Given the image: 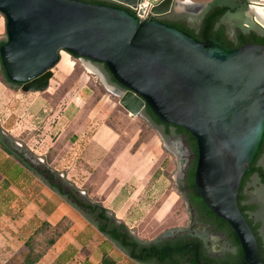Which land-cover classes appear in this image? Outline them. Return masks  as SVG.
<instances>
[{"label":"water","instance_id":"95a60500","mask_svg":"<svg viewBox=\"0 0 264 264\" xmlns=\"http://www.w3.org/2000/svg\"><path fill=\"white\" fill-rule=\"evenodd\" d=\"M173 2H153L147 15L168 13ZM0 13L6 20L0 61L8 80L24 91L45 90L66 52L92 71L103 65L118 87L99 73L102 81L131 115L148 107L163 124L187 130L198 148L200 198L236 234L242 264H264L237 201L264 143V43L230 48L201 41L142 17L144 11L86 0H0Z\"/></svg>","mask_w":264,"mask_h":264},{"label":"crops","instance_id":"0c3cea01","mask_svg":"<svg viewBox=\"0 0 264 264\" xmlns=\"http://www.w3.org/2000/svg\"><path fill=\"white\" fill-rule=\"evenodd\" d=\"M5 37L6 20L0 13V42ZM72 64V57L63 52L59 70L68 71ZM91 67L102 84L91 79L86 67L80 73L83 84L59 99L52 92L55 68L43 91H24L0 79V129L75 186L84 199L101 203L118 222L128 226L123 219L128 210L139 217L137 209H130L133 200L164 191L162 201L164 196L168 200L155 216L163 218L176 201L159 173L166 142L145 112L134 116L120 105L102 81L101 75L109 86L118 87L104 69ZM148 187L151 193L141 194ZM44 224L59 228L60 234L35 264H105L104 259L111 264H143L0 145V251L24 262L30 253L28 241Z\"/></svg>","mask_w":264,"mask_h":264},{"label":"flooded vegetation","instance_id":"af4514ba","mask_svg":"<svg viewBox=\"0 0 264 264\" xmlns=\"http://www.w3.org/2000/svg\"><path fill=\"white\" fill-rule=\"evenodd\" d=\"M252 1L239 0L235 6L236 9L246 7L244 17L246 21L243 18L241 24L245 33L257 35L249 43L257 42V40L263 42L264 26L256 20ZM102 4L127 9L133 14L138 12L136 8L112 0H104ZM208 5V3L203 5L187 4L184 10L177 11L173 3L168 13L156 16L150 14V17L178 29L181 26L185 30L182 31L191 32L200 37L203 28V17L206 14ZM236 13L229 12L220 15L214 26L215 35L212 39L230 48L241 46L238 31L239 22L234 16ZM95 65L104 69L103 65ZM177 128V126L170 125L169 132H166L163 126V129L158 131L164 141L169 144L172 153L176 157L179 168L177 188L180 190L182 204L187 207V223L184 226L165 232L156 241H153L158 245L169 246L170 254L163 263L150 260L148 264H242L243 250L232 228L226 221L224 223L222 218L211 214L199 201H196L194 205L190 199L191 194L186 187V181L193 169L196 170L198 148L196 140L191 139L187 130L181 131ZM263 159L264 149L243 177L237 201L244 218L256 237L259 257L264 263ZM131 234L134 235L132 232Z\"/></svg>","mask_w":264,"mask_h":264},{"label":"trees","instance_id":"16d2710c","mask_svg":"<svg viewBox=\"0 0 264 264\" xmlns=\"http://www.w3.org/2000/svg\"><path fill=\"white\" fill-rule=\"evenodd\" d=\"M95 4H102L104 0H86ZM239 0H212L208 4L206 14L203 17V28L200 37L195 36L191 32H186L194 36L198 40H205L207 38L212 39L215 35L214 26L217 21V18L225 13L237 12L234 14L237 19L239 26V37L241 46L249 43L251 39H254L255 35L246 34L245 30L241 27L242 19L245 17L246 7L242 9H236L235 4ZM215 8V9H214ZM246 21V18H244ZM181 30H184L183 27L179 26ZM185 31V30H184ZM262 41V40H261ZM258 43L260 40H257ZM5 41L0 42V46L4 44ZM239 47V46H238ZM105 73L108 75L110 82L113 84L117 83L108 73L107 69L104 67ZM0 79L6 82L12 87H20V84L13 83L8 80L4 68L0 61ZM118 86V85H117ZM145 114L158 126H164L166 132H169L170 125L163 124L156 119L152 111L147 107L144 111ZM178 130L185 131L183 127H178ZM192 140H195L194 137L189 134ZM195 142V141H194ZM16 141L11 138L9 135H3L0 129V145L11 155L16 157L20 162H22L29 170L38 175L50 188L57 192L60 196L66 199L74 208L80 211L84 217L94 224L100 232H102L110 241H112L118 248L126 252L133 259L143 263L148 264V261L154 260L156 262L163 263L169 253V246L167 245H158L155 242H146L139 239L137 236L132 235L129 227L124 222H118L115 219L114 215H110L108 209H106L101 203L93 202L91 200L84 199L80 194H77V188L71 185L69 182L62 178L54 172L51 168L47 167L45 164H41L37 159H33L31 152L26 150L24 147H18ZM264 149V143L262 149L257 157L259 158L261 152ZM256 159V160H257ZM195 168L190 173L186 184L187 189L190 190L191 201L193 204H196V201H199L205 209H207L211 214H213L202 202L197 192L195 181ZM180 194V190L178 189ZM214 215V214H213ZM226 223L224 220H222ZM66 225L65 223L62 224ZM61 227V226H60ZM59 228L52 227L48 224H44L42 228L28 241L27 247L30 250L29 255L24 261V264H35L42 254L47 250L50 245L55 242L57 236H59ZM42 248V249H39ZM105 264H111L107 259H104ZM180 264V263H174Z\"/></svg>","mask_w":264,"mask_h":264},{"label":"rangeland","instance_id":"374dc122","mask_svg":"<svg viewBox=\"0 0 264 264\" xmlns=\"http://www.w3.org/2000/svg\"><path fill=\"white\" fill-rule=\"evenodd\" d=\"M158 1L160 0H146V2L148 3ZM210 1L212 0H174L173 3L174 8L177 11H180L184 10L185 5L187 4L203 5L209 3ZM252 5H254V8H261L264 12V0H253ZM148 16H150V14ZM64 56L66 55L64 54ZM72 61L73 64L71 65L70 69L65 72L59 70L58 64L54 67L56 70V75L54 80L52 81V92L57 93L55 95L56 99H59L61 96H66L67 92H69L72 87H79L83 84V80H81L82 77L80 76V73L84 72L86 70V67L77 58L72 57ZM67 65L68 63H66V65L63 67H66ZM59 66L61 67V64H59ZM89 73L91 74L90 76L93 77L91 78L93 79V81L98 82L99 85L102 84L100 77H94L95 75L92 74L91 69L89 70ZM102 74L104 73L102 72ZM56 109L59 110V107L57 106ZM158 129H163V126H158ZM145 131H149L147 125ZM163 150L165 152L166 158L164 162L160 165L162 169L159 170V173L163 176L164 189L169 192H174L173 195L176 201L170 205L171 208L168 210V213L163 218H155V216L159 215L158 209H160L161 205L165 203L166 200H168L164 196L163 200H165V202L162 201L161 196L164 191L162 193H159V195L157 193L156 195H153V197L147 198L146 200L142 199L144 201L138 198V200L132 201L130 209H137L139 217H135V215H130V212L128 210V212L124 214L123 218L124 221L127 222L128 226L132 228L134 234L137 235L139 239L146 242L156 241L165 232L171 229H175V227L178 228L180 226H184L187 223V207L186 205L182 204L181 195L179 194L177 188L179 168L176 163V157L174 153H172L169 144L166 143ZM44 164L47 166L46 162H44ZM156 177L157 175L154 177V180ZM150 189L152 191V188L148 187L141 194H144L145 192H147L146 194L151 193ZM167 198L171 199V197ZM0 264H24V262L19 259H12L5 252L0 251Z\"/></svg>","mask_w":264,"mask_h":264},{"label":"bare ground","instance_id":"6f19581e","mask_svg":"<svg viewBox=\"0 0 264 264\" xmlns=\"http://www.w3.org/2000/svg\"><path fill=\"white\" fill-rule=\"evenodd\" d=\"M123 3L130 5L133 8H136L137 11H144V15L151 11L152 8L155 7L153 3H148L146 0L139 1V0H117ZM256 14V20L264 26V12L261 8L255 7L253 8Z\"/></svg>","mask_w":264,"mask_h":264},{"label":"built area","instance_id":"2783aa9c","mask_svg":"<svg viewBox=\"0 0 264 264\" xmlns=\"http://www.w3.org/2000/svg\"><path fill=\"white\" fill-rule=\"evenodd\" d=\"M146 16H148L147 14L146 15H142V17H146ZM62 54V53H61ZM61 56V55H60Z\"/></svg>","mask_w":264,"mask_h":264}]
</instances>
